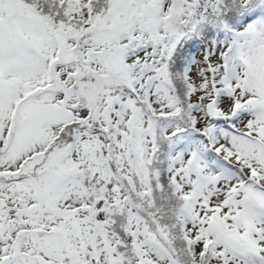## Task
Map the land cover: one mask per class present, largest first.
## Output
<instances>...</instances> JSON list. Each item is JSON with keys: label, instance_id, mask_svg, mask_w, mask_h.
<instances>
[{"label": "snow or ice", "instance_id": "6c2138e0", "mask_svg": "<svg viewBox=\"0 0 264 264\" xmlns=\"http://www.w3.org/2000/svg\"><path fill=\"white\" fill-rule=\"evenodd\" d=\"M0 264H264V0H0Z\"/></svg>", "mask_w": 264, "mask_h": 264}]
</instances>
